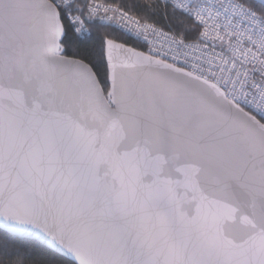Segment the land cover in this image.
<instances>
[{"label": "snow or ice", "instance_id": "6c2138e0", "mask_svg": "<svg viewBox=\"0 0 264 264\" xmlns=\"http://www.w3.org/2000/svg\"><path fill=\"white\" fill-rule=\"evenodd\" d=\"M0 264H264V0H0Z\"/></svg>", "mask_w": 264, "mask_h": 264}]
</instances>
